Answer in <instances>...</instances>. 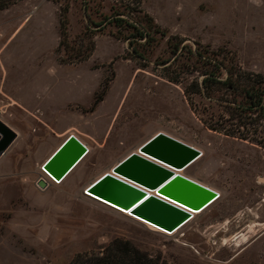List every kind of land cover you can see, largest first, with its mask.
<instances>
[{
  "label": "rangeland",
  "instance_id": "1",
  "mask_svg": "<svg viewBox=\"0 0 264 264\" xmlns=\"http://www.w3.org/2000/svg\"><path fill=\"white\" fill-rule=\"evenodd\" d=\"M63 1L68 53L58 2L11 0L0 9V119L18 132L0 158V264H70L118 237L172 264H264V148L201 121L156 64L167 38L146 61L112 26L87 28L89 16L101 20L120 0ZM141 1L169 35L222 48L264 73V0ZM91 42L89 59L76 61ZM159 131L201 150L184 175L222 194L174 234L85 191ZM70 133L91 152L56 182L41 164Z\"/></svg>",
  "mask_w": 264,
  "mask_h": 264
},
{
  "label": "trees",
  "instance_id": "2",
  "mask_svg": "<svg viewBox=\"0 0 264 264\" xmlns=\"http://www.w3.org/2000/svg\"><path fill=\"white\" fill-rule=\"evenodd\" d=\"M8 1L0 0V9L12 3ZM54 1L61 5L60 44L68 53L69 2ZM141 2L120 0L112 6L111 14L101 20L95 21L89 16L87 28L95 26L101 32L112 26L114 35L127 41L135 56L146 61L167 38L164 53L168 56H158L156 64L161 67L164 78L183 86L190 107L201 121L213 131L264 148V73L245 69L235 56L222 48L213 49L198 41L194 45L180 35H169V31L143 10ZM88 49L77 51L75 60L89 59L95 44L91 42ZM70 264L172 263L160 254H151L132 241L118 237L99 252L77 254Z\"/></svg>",
  "mask_w": 264,
  "mask_h": 264
},
{
  "label": "water",
  "instance_id": "3",
  "mask_svg": "<svg viewBox=\"0 0 264 264\" xmlns=\"http://www.w3.org/2000/svg\"><path fill=\"white\" fill-rule=\"evenodd\" d=\"M18 137V132L0 119V158ZM87 145L69 135L44 163L43 170L61 182L86 156ZM203 155L196 147L163 131L155 133L140 147L120 160L113 172L97 178L86 192L104 203L167 232L184 226L193 211H201L220 194L179 171ZM39 185L47 186L41 178ZM156 191L151 194L147 189Z\"/></svg>",
  "mask_w": 264,
  "mask_h": 264
},
{
  "label": "bare ground",
  "instance_id": "4",
  "mask_svg": "<svg viewBox=\"0 0 264 264\" xmlns=\"http://www.w3.org/2000/svg\"><path fill=\"white\" fill-rule=\"evenodd\" d=\"M71 134H74V133H70L69 135H71ZM69 135H68V136H69ZM68 136H67V137H68ZM67 137H66V138H67ZM66 138L61 142V144L66 140ZM61 144H60V145H61ZM60 145H59V146H60ZM59 146H58V147H59ZM58 147H57V148H56V149L50 154V156H51V155H52V154L58 149ZM87 147H88V146H87ZM88 149H89V151H88V153L86 154V156L91 152L90 147H88ZM138 151H139V150H138ZM202 153H203V152H202ZM50 156H49V157H50ZM86 156H85V157H86ZM49 157H48V158H47V159L41 164V168H42V169H43V165H44V163L49 159ZM85 157L82 159V161L85 159ZM82 161H81V162H82ZM81 162H80V163H81ZM80 163H79V164H80ZM79 164H78V165H79ZM78 165L73 169V171L78 167ZM43 172H44V170H43ZM109 172H113V170H109ZM179 172H180L181 174L184 175L183 170H180ZM71 173H72V172H71ZM71 173H70V174H71ZM105 173H106V172H105ZM105 173H103V174H105ZM70 174H69V175H70ZM103 174H102V175H103ZM44 175H45L47 178H49V179L51 178L50 176H48V175L45 174V173H44ZM69 175H67V176H66L61 182H63V181L69 176ZM102 175H101V176H102ZM185 176H186V175H185ZM99 177H100V176H99ZM99 177H98V178H99ZM187 177H188V176H187ZM189 178H190V177H189ZM52 179H53V178H52ZM191 179H192V178H191ZM53 180H54V179H53ZM260 180L264 182V178H260ZM94 181H95V180H94ZM94 181H93V182H94ZM58 182H59V181H58ZM93 182H91L88 186H90ZM202 184H203V183H202ZM204 185H205V184H204ZM88 186H87V187H88ZM206 186H207V185H206ZM87 187H86V189H87ZM147 190H148V192L151 193V194H156V191H155V190H152V189H149V188H148ZM217 192H218V191H217ZM218 193L220 194V196H219L215 201H213L209 206H207L206 208L210 207L212 204H214V203H215V202L221 197L222 194H221L220 192H218ZM106 204H107V203H106ZM108 205H109V204H108ZM110 206H111V205H110ZM112 207H113V206H112ZM114 208H115V207H114ZM206 208H205V209H206ZM116 209H117V208H116ZM205 209H203V210H205ZM203 210H201V211H203ZM121 211H122V210H121ZM201 211H193V212H194V213H193V214H194L193 217H192V218H191V219H190V220H189L184 226H182L180 229L176 230L175 232H167V231H165V230H163V229H161V228H159V230L161 229V230H163L164 232H166V233H168V234H174V233L180 231L181 229H183L187 224H189V223L191 222V220H192L193 218L196 217V214H198V213L201 212ZM123 212H125V213L128 214V215H132L131 213H129V212H127V211H123ZM132 216H133V215H132ZM142 221H143V220H142ZM144 222H145V221H144ZM146 223L149 224L148 222H146ZM150 225H151V224H150ZM152 226H153V225H152ZM154 227H155V226H154ZM155 228H156V227H155ZM240 237L243 238L242 240H243L244 242L247 241V235H245V233H242V234L240 233V235L238 234V235L236 236L237 239H239ZM238 244L241 245V243H238Z\"/></svg>",
  "mask_w": 264,
  "mask_h": 264
},
{
  "label": "built area",
  "instance_id": "5",
  "mask_svg": "<svg viewBox=\"0 0 264 264\" xmlns=\"http://www.w3.org/2000/svg\"><path fill=\"white\" fill-rule=\"evenodd\" d=\"M56 182H58V181H56ZM175 232V231H174Z\"/></svg>",
  "mask_w": 264,
  "mask_h": 264
}]
</instances>
